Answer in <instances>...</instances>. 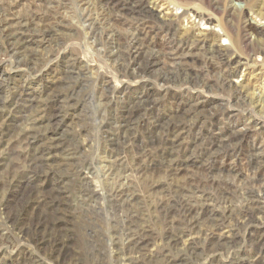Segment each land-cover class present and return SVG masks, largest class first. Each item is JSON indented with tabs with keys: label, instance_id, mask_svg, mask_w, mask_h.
I'll use <instances>...</instances> for the list:
<instances>
[{
	"label": "rangeland",
	"instance_id": "obj_1",
	"mask_svg": "<svg viewBox=\"0 0 264 264\" xmlns=\"http://www.w3.org/2000/svg\"><path fill=\"white\" fill-rule=\"evenodd\" d=\"M215 1L264 29V0ZM120 2L149 9L155 26L113 17L97 0H0V264H264L259 183L252 197L244 193L255 181L250 148L264 143V56L244 52L245 66L231 77L232 87L248 92L240 109L232 107L233 88L187 90L182 77L161 82L159 65L154 76H122L116 68L122 60L110 57L127 53L132 34H146L140 39L155 54L170 41L178 50L192 46L191 70L201 75L207 73L200 42L232 58L237 50L224 35L222 13L207 0ZM140 96L149 109L125 124V106ZM193 106L191 130L145 139L151 126L172 123ZM214 107L224 114L208 122ZM249 114L256 123L246 120ZM245 123L253 127L237 149L209 155L206 137L219 127L243 131ZM166 157L181 165L177 176ZM175 180L188 193L168 195ZM251 203L260 207L253 222L241 216Z\"/></svg>",
	"mask_w": 264,
	"mask_h": 264
},
{
	"label": "bare ground",
	"instance_id": "obj_2",
	"mask_svg": "<svg viewBox=\"0 0 264 264\" xmlns=\"http://www.w3.org/2000/svg\"><path fill=\"white\" fill-rule=\"evenodd\" d=\"M96 1V0H95ZM98 3H100L105 9L108 11L110 15L114 16H132L139 19L142 23L148 24L147 29H152V26L155 24L156 20L153 17L152 12L149 9H146V7H140L138 5H133L130 2H126V4H121L120 0H97ZM87 2V1H86ZM97 3V4H98ZM134 3V2H133ZM219 2H216L215 0H207L205 4L212 8L216 13H222L223 15V21L220 23V25L223 28L224 35L230 39L231 44L235 50H237V53H235V57L232 58L230 55H228L226 52L216 48L211 42H200L199 43V49L204 53V57L201 60V65L206 70V75H201L200 73H194L191 69V63L192 62L193 55L190 53L191 47L187 48L186 50L180 49L178 50L174 43L170 41L168 43L167 47L161 51V53L155 54L153 53V47L145 46L143 41L140 39L141 35L145 36L146 34H132L129 35L128 42V48L127 53L116 51L110 58H114L116 60H122V62L118 65L116 64V68L118 69L117 72H119L122 76H133L135 78H141L147 77L154 71V67H162L159 71H156L157 74L155 75L158 80L161 82H168L170 79L174 77H182V80L184 81L183 86L186 87L187 90L197 91L199 88H213L214 86H217L218 88L222 90H226L228 88H233V94H232V107L235 108H243V106L240 104V102L244 101V95L247 94V90L244 87L236 88L232 87L231 84V77L234 74V71L236 69H239V67L245 66L242 63L241 55L244 52H247L248 54L252 55H259L264 56V29L256 28L250 23L248 19L245 18L242 11L238 10L235 7H223V9L220 8ZM85 4V3H84ZM140 4V3H139ZM100 5V6H101ZM93 7V6H92ZM95 8V7H94ZM103 10V9H102ZM105 11H103L104 14ZM189 12L193 15L198 16L202 21L205 20V15H203L201 12L196 11L194 8L189 7ZM93 13V12H92ZM100 14V13H99ZM112 17V18H113ZM111 18V17H110ZM109 18V19H110ZM127 18V17H126ZM106 19V18H103ZM111 20V19H110ZM131 20V19H130ZM109 21V20H108ZM117 21V20H116ZM209 21H212L209 19ZM215 21V20H214ZM213 21V22H214ZM154 22V24L152 23ZM111 23V22H110ZM136 23V22H135ZM152 23V24H149ZM151 25V26H150ZM143 26V25H142ZM146 26V25H145ZM155 26V25H154ZM15 28V27H14ZM114 28V27H113ZM116 28V27H115ZM113 30V29H112ZM142 30V28H141ZM123 34V33H122ZM17 35V34H16ZM98 35V34H97ZM115 36V35H114ZM128 36V35H127ZM146 37V36H145ZM155 37V36H154ZM126 38V36H125ZM128 38V37H127ZM116 39H114L115 41ZM126 40V39H125ZM110 41V40H109ZM173 41V40H172ZM98 42V41H97ZM118 44V43H117ZM122 44V43H121ZM119 44V46H121ZM111 45V44H110ZM115 45V43H114ZM149 45V44H148ZM192 45V44H191ZM195 45V44H194ZM20 46V45H19ZM118 46V47H119ZM123 47V46H122ZM179 47V46H178ZM195 47V46H194ZM18 48V47H17ZM121 48V47H120ZM151 48V49H150ZM186 48V47H185ZM196 48V47H195ZM117 49V48H116ZM126 49V48H124ZM123 49V51H124ZM190 49V50H188ZM234 51V50H233ZM110 52V51H109ZM113 52V51H111ZM108 53V52H107ZM110 54V53H109ZM144 60L145 61V70H143L141 67V62L138 61ZM26 60V59H25ZM119 62V61H118ZM111 64V63H110ZM115 64V63H114ZM159 65V66H158ZM193 67V66H192ZM196 68V67H195ZM158 69V68H157ZM156 69V70H157ZM198 69H201L198 68ZM63 71V70H62ZM209 71V74H208ZM153 74V73H152ZM154 76V74H153ZM132 79V78H131ZM138 81V79H136ZM140 80V79H139ZM134 81V80H132ZM5 82V81H4ZM143 82H147L143 81ZM141 82V83H143ZM153 84V83H152ZM141 86V85H140ZM111 87V86H110ZM69 89V88H68ZM140 90V89H139ZM107 91V90H106ZM149 91V90H148ZM103 94V93H102ZM107 95V94H106ZM114 95V94H113ZM115 96V95H114ZM59 97V96H58ZM71 97V96H70ZM69 97V98H70ZM112 97V96H111ZM144 96H140L136 98L135 104L130 106H125V113L127 114L126 117L127 120L124 122L127 124L131 116L136 113H142L150 107V102H148L146 99H143ZM146 97V96H145ZM189 97V96H188ZM73 98V97H72ZM127 99V98H126ZM69 100V99H68ZM153 101V100H152ZM157 101V100H156ZM154 102V101H153ZM46 104V103H45ZM126 104V103H125ZM19 105V104H18ZM197 106V105H196ZM114 107V106H113ZM194 107V106H193ZM108 108V107H107ZM175 108V107H174ZM196 107L190 109L189 111H186L185 113L179 112L176 116L173 117L172 123H170V119L168 123H160L156 124L154 126H151V130H147L148 134L145 138L148 140H152L155 135H158L159 137H165L170 138L172 134L175 135V132L182 131V134H185V130H191L193 127L188 125L187 118L191 115L198 114L196 113ZM217 108V107H216ZM60 110V109H59ZM192 110V111H191ZM157 112V111H156ZM41 113V112H40ZM111 113V112H110ZM171 113V112H170ZM224 114V111L222 109H213V111H210V113L206 116L208 122H212L218 115L221 116ZM111 115V114H110ZM154 115V114H153ZM233 115V114H232ZM168 115H165V117ZM194 118V117H193ZM138 119V118H137ZM150 119V118H149ZM176 119V120H174ZM244 119V118H243ZM114 120V119H112ZM125 120V119H124ZM139 120V119H138ZM187 120V121H186ZM246 120H253V123H256L254 118L251 114L248 115V118ZM123 121V120H122ZM183 121L184 124H181ZM30 124V123H29ZM214 126V125H213ZM59 127V126H58ZM130 125H124L122 126L121 133L128 132L130 130ZM206 127V126H205ZM253 127V126H252ZM249 124H244L243 131H234L232 129L226 128V127H219L217 128V134L215 136L206 137L205 141L208 142L207 146L209 150L210 156H216L219 153H225L230 146L232 149H237L239 142H241V138L243 137V133L250 132V129H252ZM3 128V127H2ZM136 129V128H135ZM203 130V129H202ZM56 131V130H55ZM54 131V132H55ZM145 131V130H144ZM191 132V131H189ZM213 132V131H212ZM57 133V132H56ZM181 133V132H180ZM181 134V135H182ZM214 134V133H213ZM47 135V134H46ZM127 135V133H126ZM134 135V134H133ZM150 135V136H149ZM171 135V136H170ZM180 136V135H179ZM37 138V137H36ZM180 138V137H179ZM53 139V138H52ZM168 140V139H167ZM197 140V138H196ZM116 141V139H115ZM147 141V140H146ZM171 141L172 147H169L170 149H174L175 144L178 143V138L173 137ZM190 141V140H189ZM192 141V140H191ZM245 141V140H244ZM133 142V141H132ZM153 142V141H152ZM181 143V142H180ZM61 144V143H60ZM117 144V143H116ZM126 144V143H125ZM148 144V142H147ZM241 144V143H240ZM160 145V144H158ZM60 146V145H59ZM58 146V147H59ZM70 146V145H69ZM177 146V145H176ZM72 148V147H71ZM181 148V147H180ZM252 146L250 149L251 155H249V159L247 160V166L250 168V173H252V178L255 180L251 185H247L246 189H244V193L246 196L252 197L254 195L255 191L253 189V185L256 183H259L260 188H258L259 192L262 195V198L264 199V175L260 174L261 170L264 168V143H259L258 148ZM117 149V148H116ZM123 149V148H122ZM231 149V150H232ZM175 150V149H174ZM173 150V151H174ZM193 150V149H192ZM191 150V151H192ZM229 151V150H228ZM240 151V150H239ZM22 152V151H21ZM139 152V151H138ZM179 152V151H178ZM126 153V152H125ZM135 154V153H134ZM192 154V153H191ZM169 156V155H168ZM197 156V155H196ZM50 159V157H49ZM52 159V158H51ZM114 159V158H113ZM116 159V158H115ZM207 161V160H206ZM163 162V160H162ZM179 162V161H178ZM78 163V162H77ZM185 163V164H184ZM183 164H188V161L184 162ZM93 164V163H92ZM182 164V163H181ZM231 164V163H230ZM245 164V163H244ZM161 165V164H160ZM164 165L168 168V170L172 171L176 176L179 174V171L177 172V167L180 168L178 163L174 160V158L166 157V160H164ZM109 166V165H108ZM117 166V165H116ZM236 166V165H235ZM173 167H175L173 169ZM200 167V166H199ZM217 168V167H216ZM120 169V168H119ZM110 170V168H109ZM239 170V169H238ZM232 171V170H231ZM230 171V172H231ZM118 172V171H117ZM177 172V173H176ZM43 173V172H42ZM77 174V173H76ZM224 174V173H223ZM48 175V174H47ZM112 176V175H111ZM155 176V175H154ZM65 177V176H64ZM166 177V176H165ZM181 178V177H180ZM179 178V179H180ZM199 178V177H198ZM36 179V178H35ZM167 179V178H166ZM175 179V178H174ZM167 181V180H166ZM181 181V180H180ZM189 181V180H188ZM115 182V181H114ZM176 182V180H175ZM174 182V183H175ZM198 182V181H197ZM172 183V182H171ZM181 183V182H180ZM245 183V182H244ZM160 184V183H159ZM167 183H165L166 185ZM241 184V183H240ZM156 185V184H154ZM158 185V184H157ZM163 185V184H162ZM201 185V184H200ZM30 186V185H29ZM125 186V185H124ZM167 194L168 195H179L182 193H188L185 188L182 190L178 189L177 182L175 185H167ZM187 186V185H186ZM154 187V186H153ZM156 188V187H155ZM205 188V187H204ZM217 188V187H216ZM239 188V187H238ZM237 188V189H238ZM243 188L242 186L239 188ZM123 189V188H122ZM126 189V188H125ZM150 189V188H149ZM165 189V188H164ZM196 189V188H195ZM198 189V188H197ZM135 190V189H134ZM192 190V189H191ZM224 190V189H223ZM236 190V189H235ZM256 190V189H255ZM141 191V190H140ZM202 191V190H201ZM225 191V190H224ZM121 192V191H120ZM192 192H194L192 190ZM19 193V192H18ZM114 193V192H113ZM118 193V192H116ZM215 193V192H214ZM223 194V193H222ZM125 196V195H124ZM190 196V195H188ZM218 196V195H217ZM121 197V196H120ZM174 197V196H173ZM64 198V197H63ZM114 198V197H113ZM171 198V197H170ZM65 199V198H64ZM168 199V198H167ZM175 199V198H174ZM112 200V199H111ZM117 200V199H116ZM120 200V199H119ZM171 200V199H170ZM179 200V199H178ZM165 201V200H164ZM173 201H176L173 200ZM181 201V200H180ZM162 202V201H161ZM161 204V203H160ZM181 204H184L181 202ZM198 204V203H197ZM154 205V204H153ZM176 205V204H174ZM173 205V206H174ZM185 205V204H184ZM183 205V206H184ZM246 205V204H245ZM172 206V208H173ZM182 206V205H181ZM261 206V205H260ZM1 207V206H0ZM171 207V205H170ZM19 208V207H18ZM167 208V207H166ZM178 208V207H177ZM190 208V207H189ZM36 209V208H35ZM179 209V208H178ZM161 210V209H160ZM176 210V209H175ZM34 211V210H33ZM129 211V210H128ZM163 211V210H162ZM180 211V210H179ZM243 211V210H242ZM159 212V211H158ZM185 212V211H184ZM222 212V211H221ZM262 212V210H261ZM166 213V212H165ZM230 213V212H229ZM260 213V207L257 205L249 204L245 207V210L241 213V216H243L245 219H248L249 222L254 221V217ZM168 214V212H167ZM225 214V213H224ZM227 214V212H226ZM179 215V214H178ZM54 216V215H53ZM183 216V215H182ZM181 216V217H182ZM180 217V216H179ZM187 217V216H186ZM256 218V217H255ZM262 218V217H261ZM183 220V219H182ZM192 220V219H191ZM197 220V219H196ZM184 221V220H183ZM187 221V220H186ZM53 222V221H52ZM190 222V221H189ZM248 222V223H249ZM193 223V222H192ZM189 224V223H188ZM244 225V224H243ZM135 227V226H134ZM235 228V227H234ZM244 229V228H243ZM192 230V229H191ZM190 230V231H191ZM188 231V230H187ZM67 234V233H66ZM180 235H183L182 232L178 233ZM174 235V234H173ZM44 237V236H43ZM67 238V237H66ZM148 238V237H147ZM31 240V239H30ZM131 240V239H129ZM212 239L211 241H213ZM248 240V239H247ZM53 242V241H52ZM66 242V241H65ZM165 242V241H164ZM163 242V243H164ZM51 244V243H50ZM139 244V243H138ZM166 244V243H165ZM239 245V243H238ZM135 247V246H134ZM126 249V248H125ZM132 249V248H131ZM142 250V249H141ZM228 250V249H227ZM184 251V250H183ZM216 251V250H215ZM175 253V252H174ZM198 254V253H197ZM250 255V254H249ZM264 255V254H263ZM167 256V255H166ZM144 257V256H143ZM132 258V257H131ZM160 260V259H159ZM145 261V260H144ZM153 261V260H152ZM151 261V262H152ZM250 261V260H249ZM156 262V261H155ZM165 262V261H164ZM163 264V263H162ZM169 264V263H168Z\"/></svg>",
	"mask_w": 264,
	"mask_h": 264
}]
</instances>
